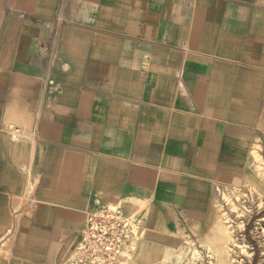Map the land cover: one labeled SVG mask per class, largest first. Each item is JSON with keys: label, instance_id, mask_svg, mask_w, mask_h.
Segmentation results:
<instances>
[{"label": "crops", "instance_id": "1", "mask_svg": "<svg viewBox=\"0 0 264 264\" xmlns=\"http://www.w3.org/2000/svg\"><path fill=\"white\" fill-rule=\"evenodd\" d=\"M254 152L264 0H0V264H68L106 204L142 220L130 264L219 246Z\"/></svg>", "mask_w": 264, "mask_h": 264}, {"label": "rangeland", "instance_id": "2", "mask_svg": "<svg viewBox=\"0 0 264 264\" xmlns=\"http://www.w3.org/2000/svg\"><path fill=\"white\" fill-rule=\"evenodd\" d=\"M254 156L262 164L254 173L256 180L228 186L216 198L220 245L185 237L160 264H264V158L256 152Z\"/></svg>", "mask_w": 264, "mask_h": 264}, {"label": "built area", "instance_id": "3", "mask_svg": "<svg viewBox=\"0 0 264 264\" xmlns=\"http://www.w3.org/2000/svg\"><path fill=\"white\" fill-rule=\"evenodd\" d=\"M142 237V220L119 205L87 208L68 264H129Z\"/></svg>", "mask_w": 264, "mask_h": 264}]
</instances>
